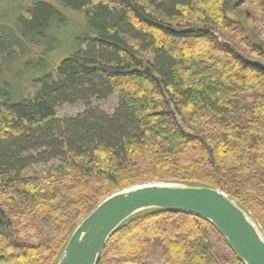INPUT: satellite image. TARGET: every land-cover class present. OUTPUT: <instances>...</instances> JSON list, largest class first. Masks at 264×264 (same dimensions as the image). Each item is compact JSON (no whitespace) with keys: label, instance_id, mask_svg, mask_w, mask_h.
<instances>
[{"label":"trees","instance_id":"16d2710c","mask_svg":"<svg viewBox=\"0 0 264 264\" xmlns=\"http://www.w3.org/2000/svg\"><path fill=\"white\" fill-rule=\"evenodd\" d=\"M55 1L0 15V264H58L102 201L159 181L225 192L264 234V0ZM246 6L256 18L241 20ZM62 8L85 16L79 48L24 96L16 79L35 71L33 48L56 45ZM114 94L113 114L56 111ZM98 264L246 263L213 222L151 208Z\"/></svg>","mask_w":264,"mask_h":264},{"label":"water","instance_id":"95a60500","mask_svg":"<svg viewBox=\"0 0 264 264\" xmlns=\"http://www.w3.org/2000/svg\"><path fill=\"white\" fill-rule=\"evenodd\" d=\"M130 3V0H125ZM185 31L197 32V27ZM264 67L263 63H259ZM151 208L186 213L213 222L246 264H264V234L228 194L209 186L150 183L119 191L78 225L58 264H98L118 227Z\"/></svg>","mask_w":264,"mask_h":264},{"label":"rangeland","instance_id":"374dc122","mask_svg":"<svg viewBox=\"0 0 264 264\" xmlns=\"http://www.w3.org/2000/svg\"><path fill=\"white\" fill-rule=\"evenodd\" d=\"M33 0H0V15L2 12L4 14H12L13 16L18 15L21 12L22 7L30 6ZM52 3H56L55 0H48ZM64 9V8H62ZM68 16V22L62 26L56 35L57 43L53 49H45L44 47H35L33 48L34 56L31 67H35L33 71L32 69L25 70V76L20 78L17 77L16 81L21 84L23 87L24 96L33 95L35 92V87L32 84V78H36L40 76V74L44 73L42 70H53L58 67V65L68 56L73 54L78 48V38L83 36L86 31V20L83 13L70 11V10H62ZM241 20L245 19L249 16H254L256 18V14L254 15L253 10L246 6L242 7L239 10ZM238 13V14H239ZM1 17V16H0ZM198 22H195V25ZM200 25H202L200 23ZM257 40V39H256ZM258 43H261L262 40L258 39ZM51 48V47H50ZM255 58V57H253ZM37 66H41L43 69L36 68ZM29 73V74H28ZM120 105V99L117 95H111L106 99H93L90 106L84 103H65L56 108L57 114L61 119H67L72 117H77L78 115L84 113L89 107L97 108L104 111L107 114H113L116 109H118ZM58 166V161L54 160L48 164H41L32 167L31 169L24 172L25 175L36 176V175H46L50 169ZM170 181V180H169ZM160 184H170V185H178V183L173 182H156ZM150 184V183H148Z\"/></svg>","mask_w":264,"mask_h":264}]
</instances>
